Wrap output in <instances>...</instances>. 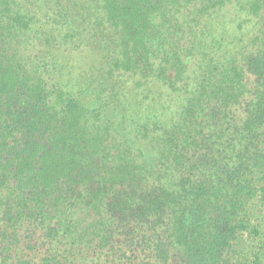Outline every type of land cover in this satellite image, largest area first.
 <instances>
[{
    "label": "trees",
    "instance_id": "trees-1",
    "mask_svg": "<svg viewBox=\"0 0 264 264\" xmlns=\"http://www.w3.org/2000/svg\"><path fill=\"white\" fill-rule=\"evenodd\" d=\"M53 2L37 26L0 0V264H264V0H101L74 84L48 68L83 21ZM232 4L242 41L214 23Z\"/></svg>",
    "mask_w": 264,
    "mask_h": 264
},
{
    "label": "rangeland",
    "instance_id": "rangeland-1",
    "mask_svg": "<svg viewBox=\"0 0 264 264\" xmlns=\"http://www.w3.org/2000/svg\"><path fill=\"white\" fill-rule=\"evenodd\" d=\"M100 1L101 0H63L65 3L68 2L70 5L75 4L77 6L74 10H70L71 14L69 16H73L74 19H77L76 24L83 21L81 26L84 30L81 32L80 36L76 38L80 43V48L74 51L73 54H67L69 51L60 53V56L54 54L51 69L47 67L53 78V82H58L60 84L68 82L74 84L80 79V75L87 70L86 68L88 65H90L91 62H95L97 57L96 49H98V44L101 43V40L95 37L98 31H100L96 25L97 22L101 21V16L98 11ZM32 2V4L27 5V8L36 16L38 21L37 26L46 24V21L63 23L68 19L67 17H61V15L64 14L63 12H57L58 10L53 0H32ZM215 16L216 19L214 23L219 22L224 27L223 31L226 41L234 39L242 41V39L246 37L247 31L253 27V22L247 24L246 16L238 10L235 4L217 11ZM239 36L241 37L239 38ZM37 37H39L38 34ZM197 76V67L194 66L193 63H190L186 84L192 87L194 83L197 82ZM130 81L132 83H143L137 76H133ZM147 88L151 90V95L157 97L156 106L163 107L167 112V116L171 115V110H176V108L183 103L181 94H172L158 83H148L142 86L144 91H146Z\"/></svg>",
    "mask_w": 264,
    "mask_h": 264
}]
</instances>
